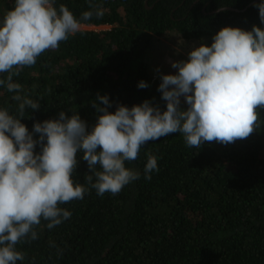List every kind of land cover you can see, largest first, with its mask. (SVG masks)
Listing matches in <instances>:
<instances>
[{"label": "trees", "instance_id": "trees-1", "mask_svg": "<svg viewBox=\"0 0 264 264\" xmlns=\"http://www.w3.org/2000/svg\"><path fill=\"white\" fill-rule=\"evenodd\" d=\"M252 1L55 0L77 19L99 9L102 16L81 24L109 27L81 29L13 77L22 96L40 103L26 109L21 123L32 132L35 122L77 111L90 128L98 94L107 95L109 112L144 100L165 110L161 75L152 74L146 59L151 39L170 35L210 45L224 26L264 27L255 6L261 0ZM13 5L0 0V20ZM220 7L238 10L213 11ZM140 81L148 87L139 88ZM13 95L0 86V108L15 116L19 102ZM258 111L260 128L233 143L189 147L179 133L149 141L138 159L126 162L139 178L116 195L99 196L90 188L87 162L78 152L73 180L89 191L61 205L70 218L52 229L42 220L37 239L17 244L25 259L16 264H264V109ZM38 135L33 132L34 139ZM149 154L157 157L158 171L145 179Z\"/></svg>", "mask_w": 264, "mask_h": 264}, {"label": "clouds", "instance_id": "clouds-1", "mask_svg": "<svg viewBox=\"0 0 264 264\" xmlns=\"http://www.w3.org/2000/svg\"><path fill=\"white\" fill-rule=\"evenodd\" d=\"M264 24V0L255 5ZM103 12L85 11L76 16L55 0H14L0 20V86L19 102L17 115L0 108V264L25 259L16 245L38 238L35 230L46 221L52 229L70 218L61 207L83 199L88 187L76 183L73 173L77 154L87 162L85 180L97 195L118 194L138 179L140 173L126 167L138 159L140 149L152 140L172 133L183 136L189 147L205 142L233 143L248 138L261 126L259 109H264V27L251 30L224 26L210 45L200 44L184 61H171L176 74H161L158 91L165 110L144 100L114 112L107 95H97L92 107L98 113L89 128L78 112L61 110L56 119L35 122L32 132L21 123L26 109L40 103L22 96V85L13 80L25 67L36 64L47 51L81 30L82 21ZM158 71V69H157ZM139 88L148 87L140 81ZM183 97L186 108H181ZM99 101L100 103H97ZM33 132L39 134L33 138ZM40 151L36 152V146ZM158 171L157 157L149 154L145 179Z\"/></svg>", "mask_w": 264, "mask_h": 264}, {"label": "rangeland", "instance_id": "rangeland-1", "mask_svg": "<svg viewBox=\"0 0 264 264\" xmlns=\"http://www.w3.org/2000/svg\"><path fill=\"white\" fill-rule=\"evenodd\" d=\"M108 25L88 26L82 25L81 29L102 30L107 29ZM168 37H153L146 51V59L149 64V69L154 76L161 74H176L177 70L171 67V61H184L188 59L189 51L199 46L197 40H183ZM158 69V71H157ZM181 103L184 107L183 97Z\"/></svg>", "mask_w": 264, "mask_h": 264}, {"label": "water", "instance_id": "water-1", "mask_svg": "<svg viewBox=\"0 0 264 264\" xmlns=\"http://www.w3.org/2000/svg\"><path fill=\"white\" fill-rule=\"evenodd\" d=\"M255 1H257V0H253L252 2H250V4L255 2ZM224 9H230V10H235V11L238 10L237 8H233V7H220V8H217V9L213 10V11H220V10H224Z\"/></svg>", "mask_w": 264, "mask_h": 264}, {"label": "crops", "instance_id": "crops-1", "mask_svg": "<svg viewBox=\"0 0 264 264\" xmlns=\"http://www.w3.org/2000/svg\"><path fill=\"white\" fill-rule=\"evenodd\" d=\"M83 25V24H82ZM88 26H95V25H88Z\"/></svg>", "mask_w": 264, "mask_h": 264}]
</instances>
